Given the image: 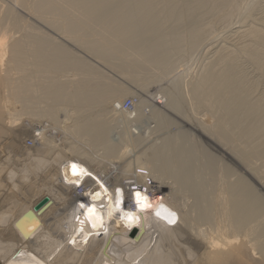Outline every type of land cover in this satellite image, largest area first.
<instances>
[{"label": "bare ground", "instance_id": "bare-ground-1", "mask_svg": "<svg viewBox=\"0 0 264 264\" xmlns=\"http://www.w3.org/2000/svg\"><path fill=\"white\" fill-rule=\"evenodd\" d=\"M31 1L33 0H19V4H17L25 10V13L35 15L30 9ZM83 1L61 0V3L55 6L49 0H42L41 5L39 8L37 7L35 12L37 14H44L42 13L44 11L46 14L57 12L64 14L66 9L78 5L80 9H75L76 12L95 15V21L97 23L95 26L91 25L90 21L85 23L80 19L71 22L68 21L61 25L55 24L54 26L68 36L77 37L81 33H86L84 31H87V29L90 30L88 31L89 33L93 30L96 31L99 25L102 29L99 30L98 38L90 43H86L89 47L88 52L104 54L105 56L115 58V60H120L121 58L128 60L129 57L133 58L136 60L135 64L132 59L136 66L134 67L132 65L133 69L131 71H129L130 66L127 67V71L129 72L126 73L134 78L141 77L145 69H154L156 73L158 71L155 69H161L158 73L164 72V75L168 77L169 74L174 73L176 70L178 71L179 66L177 65L185 63L188 58L191 59V56L195 57L193 54L196 51L200 53L201 49H205L202 45L207 41L209 35L213 34L214 29L216 30L219 27L217 25L220 24L219 28H221V23H227L235 17L238 18L235 20L237 22L234 23L232 21L233 23L231 24L241 25H234L233 28L231 24H228L231 25V29H229L230 34H228L230 35V42L224 41L225 45L221 41L219 42L220 45L214 43L219 34L216 31V34L213 35L216 40L214 39L212 43L210 39L207 45L204 44V46H209L207 51L217 55L215 57L212 56L214 59H217L215 61L213 59V62H211L212 60L209 62L206 61L210 64L206 69L203 68L204 71L201 70L203 72L200 73L197 80L193 81V83L191 82V84L190 82L189 84H184L185 88L181 90V87H183V82L181 81L183 80H181V77L175 78L171 81L169 89L166 88L164 90L162 88V92L165 91L163 92L164 96L161 95V101L158 103L164 104L162 100H165V106L171 112H174L172 114L175 115L176 113L177 116L175 118L177 121L173 119L174 116L173 118L171 117L169 110L166 109L169 112H165L161 111L160 108L154 109L153 107V110L151 112L149 111L151 113L149 118L151 124H154V128L159 126L160 123L164 125L168 122L167 124L169 126L174 123L177 129L184 127L196 130L202 124H200L201 122L197 123L198 121L194 122L196 119L198 120L195 117V120L191 123L193 115L192 117L189 116L191 114L186 112L185 109L187 107L185 106L190 103L191 108L188 110L191 109L193 111H196V107L202 106L207 111H210L211 116L213 115L216 118V124L211 129L212 137H220L221 141H223L224 149L221 148L222 146L220 147L221 144H217V147L226 155L225 158L231 157L229 155L230 153L225 151L227 150L226 148L233 150L235 153L233 155H237L240 159L244 158L249 162L256 156L261 155L257 151L247 153L245 146H248L250 149L256 147L263 148L264 155V90H260L262 88L261 86H263L261 83L264 82V1L261 2L259 0L260 6L258 5V9L256 8V13L247 16L246 19L244 14L246 12L248 15V8L250 9L254 0L249 1L248 4L246 2L242 4L246 0H90L92 3L91 6L82 8L79 3ZM51 7L53 8L52 10L48 9ZM9 14L11 16L10 18H12L10 19L11 22L9 19H5L7 17L9 18L7 15L4 19L6 21L8 20L9 23L7 22L5 24L6 21L4 20L5 22L2 24L3 19H1L0 23V68L4 67L6 63L4 61L5 57L9 54L11 57L8 56L10 60L7 58L9 60V68L7 67L8 71L6 76L10 79L14 78L11 76L17 74L21 79V82H18L17 79L14 81L13 79L9 85V80L6 78L8 86L12 85L10 87L11 93H9L11 97L22 104L24 111L30 108L31 102L32 104L38 102L39 97H31V92H34L33 95L38 92L36 87L41 85L45 78L43 68L46 63L54 62V64H60L63 61H68L67 67L73 71H82L84 63L78 61L77 58L75 59L61 45L51 43L49 41L50 38L49 40L45 39L46 37L43 38L44 36L39 38L28 33L24 37L25 34L23 33V39L20 38L21 40L12 43L17 33L22 34L20 27L23 22L21 23L20 17L18 18L12 12ZM222 33L220 34L221 36ZM107 37L111 38V43L108 47L104 48L103 44ZM227 43L231 47H227ZM234 47L237 49H233ZM246 50H248L247 53ZM240 51H242L241 54L245 53L242 55L245 59L246 55H250V58L254 62L255 68L251 66L252 69L250 70L252 72L254 69V77H256L254 80H248L246 76L249 73L246 75L242 70H239L242 66L239 64L242 61L239 58L242 56L239 57L237 52L239 53ZM199 53H196V57L198 54L201 59L202 54L199 55ZM204 56L202 59L207 58H204ZM138 60L140 62L144 61L143 66L147 68L144 67L145 69L143 70V66L137 67ZM196 60L194 59V61ZM247 60L246 62L250 59ZM130 61L129 59L128 62L132 64V61ZM250 71L247 70L246 72ZM158 73L156 76H158ZM148 74L152 77L151 72ZM143 78L147 81L153 80L148 75ZM154 78L156 77L154 76ZM58 83H55L54 94L61 95V98L53 99L48 112L46 114H40V116H50L51 118H48L57 127L45 125L43 128L44 131L47 130L53 133L64 134L63 144L65 145L66 143L69 144L67 142V136L73 135L82 142H89L95 149L103 148L106 153H109L110 157L116 159L123 157L126 152L125 147H127L124 146L126 139L121 135L111 137L113 132L110 129V124L115 122V125L118 124L120 128H124V126L129 124L142 123V120L139 122L143 115L141 109L147 101L141 100L136 106V110L128 113V110L132 108V102L127 101L123 109L121 108V103H119L125 94L117 95L113 93L111 86H103L99 87V91H96L95 87L91 88V96L87 98L82 97L83 101H80L81 106H77V102L71 101L72 97H69L70 95H64L66 91H69L70 86L62 87L64 85L58 86ZM77 89H79L78 86ZM103 94L106 95L105 100H103L105 105L103 109L99 110V104L102 100L101 96H104ZM10 101L13 104V101ZM109 101H116L114 104L115 108L106 111V103ZM11 102L6 101V104L8 103L10 107ZM128 103H131L130 109H126ZM185 103L188 104L185 105ZM116 110L121 116L116 113ZM123 110L127 113H124ZM203 110L199 111L202 113ZM39 111L43 112L41 109ZM187 121L190 123H187ZM149 127H152V125ZM164 127L167 128V125ZM148 132L150 131L148 130ZM41 134L38 132L35 137ZM182 138H184V141H181ZM179 140V143H175L174 138L163 141L164 145L159 146L160 148H154L150 153H144L142 162L138 168L156 174L157 178L161 181L154 180L152 182L154 184L151 183L152 186L155 185L154 187L150 183V186L144 184V176L142 177L143 180L140 185H135L131 181L132 179L130 180L129 178L122 183L119 182V184L114 185L104 181L103 175L95 172L85 163L68 159L69 157L66 155L83 157V153L79 152L78 148L74 147V145L68 146L69 153H65L66 150L61 149L59 150L60 153L55 154V157L47 158L48 156H46V160L34 159L32 168L30 167L31 164H25V162L30 160L28 159L29 155L27 159H18L17 162L24 163L23 168L28 167V170H22L20 174L15 173L16 177L13 176V171H10L11 173L8 176L9 182L6 185L13 186L11 188L13 191H19L25 186L24 183H33V176L36 177V173L39 174V171L44 170L45 172L50 168L60 166L62 161H67H65L61 168L57 167V171L55 168L52 169L54 173L52 176L53 179L51 178L50 181H57V185L54 183L57 189H54L53 186L50 188L48 183L46 184L45 187L48 190V194L44 195L50 199L51 204L42 214L35 212V219L30 220L25 217V214L29 210L33 211L35 206L31 208L26 207L22 208L19 216L12 221L10 219V217H13L10 212L11 208L0 212V228H3L4 233L12 229L11 235L14 238V241L7 242L6 244H3L0 240V264H55L60 260L63 261L62 257L65 256L63 253L66 252V249L71 244L77 247L75 249V255L72 258H68L69 256H67L68 259H64L65 261L61 264H69L76 257H82V255L79 256L80 252L78 249L80 247H83L86 251L92 250L91 254H95L97 257V261L95 262L97 264H132L129 261L140 260L139 258L141 257L142 260L137 261L138 263L136 264H167L171 261V256L175 254L177 256L178 253L182 257L183 263L187 264L188 260L182 255L183 251L186 250L188 256L193 255L191 247L187 246L191 240L187 237V231H189V228H192L196 220H202L201 218L205 214H209L212 219L215 218L213 217V213L214 215L216 214L214 211L215 206L220 205L214 201L212 202V207H206L205 203L209 195L215 199V195L217 196L219 193L223 194L221 189L224 186L220 189L219 182H216L222 178L220 176L221 174L219 175L220 177L218 176V179L215 180V175H213L212 178L214 179L207 181L210 178L209 174H214V171H208V163H210V160L208 161L207 155L203 152L199 153L196 150L197 148L194 149L196 146L191 145L190 138L179 134L177 141ZM193 142L195 143V141ZM31 143L30 146L33 147V142ZM63 155L67 158L62 157ZM33 156L40 157L38 154ZM233 158V161H235V156ZM124 164H126V168L132 166L131 162L127 160L123 162ZM72 165L86 170L87 174L80 176L74 175ZM191 165L194 166L190 172L191 174L193 173L192 178L195 181H201L199 184V196L195 193L197 200H199L197 202L199 204L202 203V207L200 206L199 209L196 208L198 211L195 208L183 209V197L181 198L183 193L181 194L180 189L185 186L180 185L179 182L180 168ZM129 170L131 171V168ZM121 173H124V171ZM162 174L166 175L167 179L161 177L163 176ZM233 174H235V170ZM234 176L232 177L234 178ZM14 178L17 183L19 180L20 184L23 183L21 188L19 183L14 184ZM149 180L147 179L146 181ZM222 180L224 181L223 178ZM82 183L89 190H86L85 193L80 195L75 189L77 185H81ZM231 183L229 185L225 184L226 191L223 189V192L226 193L223 196L225 194L229 195L230 202H228V205L232 204L233 208L228 209L226 207L227 204L225 205L223 203L225 209H228L226 211L221 204V210L224 214L223 218L229 223V227L234 225L232 229L233 233L237 232L240 236L246 235L248 236L247 238H250L249 234H252L254 225L259 222L258 210L259 212H264V201L261 197L253 193V189L246 185L240 176L237 178V181L234 183L232 181ZM217 185L219 188L217 187L216 191H214L213 189ZM175 186L177 189H175ZM212 187L213 191L211 189L209 190ZM260 187L264 190V186L260 185ZM209 192L211 194H208ZM137 193L142 198L141 202H138ZM86 198L90 201V204L82 202L84 200L86 201ZM216 199L219 200L218 202L221 201L219 198ZM244 206L247 210L243 208ZM60 211H63V213L61 214ZM237 211L243 212L244 220L240 223L241 225L233 220L234 217L239 215L233 214ZM51 214H55V220H58H54L49 225L45 220ZM215 231L216 233L214 232L209 237L204 236L207 237L205 238V243L207 244L206 251L217 249L219 244L215 241V237L218 235L223 237L220 230L216 229ZM133 232H137L134 238L131 236ZM200 236H203V234L201 233ZM172 237L175 239V242L170 244L169 240L173 239ZM180 239H185V241L182 240L180 242ZM252 239L251 241H256L258 245L256 247L260 248V254L264 257V242L261 244V240L264 239V232L257 234ZM252 245L255 247V243H252ZM151 247L154 252L161 253L153 256L154 260L152 261L150 260L151 256L148 254ZM187 254L186 257H188ZM190 258L189 260H191Z\"/></svg>", "mask_w": 264, "mask_h": 264}, {"label": "rangeland", "instance_id": "rangeland-1", "mask_svg": "<svg viewBox=\"0 0 264 264\" xmlns=\"http://www.w3.org/2000/svg\"><path fill=\"white\" fill-rule=\"evenodd\" d=\"M49 1H51V4L55 5V6H57L61 3V0H49ZM249 1L251 2V0H248V2L246 0L242 4H245V2L248 4ZM260 1L263 2L264 0H260ZM41 2H42V0L31 1L30 9L35 14V15H33L32 13H27V12L25 13V10L22 9L18 5L19 0H0V23H1V19H3L2 24L6 21L5 19H9V20L12 19V18H10L11 16H9L10 15L9 13H11V12H12V14L16 15L18 18L20 17L19 19L21 20V23L23 22L21 24L22 26L20 27V30L22 29L21 30L22 34L17 33L16 34L17 36L12 41V43L15 41L21 40L20 38L23 39L26 35H28V33H29V35H34L35 37H39V38H42L44 36L43 38L46 37L45 39H47V40H49V38H50L49 41L51 43H53L55 45L58 44L59 46L61 45V47H63L71 55H73L75 57V59L77 58L78 61H82V63H84V66L82 68V71H73L72 69L67 67L68 61H63L60 64H57V63L54 64V62L46 63L44 68H43V72H44L43 74H44L45 78L43 79L42 84L36 87V90H38V92H37L38 94L36 93L33 95L34 92L33 91L31 92V97L32 96H33V98H35V96L39 97L38 102H36L35 104H32V102H31L30 108L28 110L23 111L22 104L10 96V93H11L10 87L12 85L8 86V83L6 80V78H7L6 73H7L8 68H9L8 67V62L10 60L9 57H11V56L8 54L5 57L4 61L7 64L5 63L4 67L0 68V171H2V172H0V212L11 208L10 212H11V216H13V217H10V219L13 221L19 216V213H20L22 208H26V207L31 208L32 206H35L38 202H40L45 197L46 194H48V190L45 187L47 183H48V186H50V188H52L51 186H53L54 189H57V186H56L57 181H55V182H53L54 180L50 181L51 178L53 179L52 176H53L54 170H52V169L55 168V170L57 171L58 170L57 167L61 168L63 166V164L65 163V161H67V160L62 161L60 163V166H55L53 168L48 169L47 170L48 172L47 171L44 172V170L39 171V174L36 173V175H37L36 177L33 176V180H32L33 183H31V182L30 183H24L25 186L22 188H21V185L23 183L20 184V182H19L20 180H19L18 183L20 184V188H21L19 191L11 190V188L13 186H8V185H6V183L9 182L8 176L11 173L10 171H13V176L16 177L15 173L20 174V171L28 170V167L25 169L23 168V166L26 163H28L29 165L31 164L30 167L32 168V165H34V162H33L34 159L46 160L47 158L55 157V154L57 155L58 153H60L59 150H61V149H65L66 150L65 153L66 152L69 153V150H68L69 145H74V147H77L78 151L83 153V155L81 154L83 157H80L77 155H75L76 157H73L72 155L71 156L66 155L69 157L68 159H73L76 162L81 161V162L85 163L86 165H88L89 168H91L95 172L103 175L104 181H106V182H110L111 184L114 185V184H119V182L122 183V182L128 180V178H129L130 180L132 179L131 181L134 182L135 185H140V183L143 180L142 177L144 176L145 177L144 178V184L149 185V183H150V185L152 186V184H154V183H152L154 180H157V181H161V180L159 178H157L156 174H152L151 172H149L147 170H141L140 168H138V166L142 162V158H143L144 153H146V152L150 153V151H152L154 148L155 149L160 148L159 146L164 145L163 141H166V140H169L172 138L175 139V143H179L180 140L177 141V136H179V134H182L183 136L190 138L191 145L192 146L194 145V147L196 146L195 148L194 147L193 148L194 149L197 148L196 150L199 153L200 152L205 153L207 155L208 161L210 160L209 161L210 163H208V169H209L208 171H210V172L214 171V174H209L210 178H208L207 181H212V179H214V178H212L213 175H215V180H216V179H218V176L221 174L220 176H222L224 181L222 180V178L221 179L219 178L220 180L216 181V182H219L218 185L220 186V189L223 186H224L223 189H225L226 188L225 184L226 185L232 184L231 183L232 181L234 183L235 181H237V178H239V176H240L244 180V183L253 189L252 190L253 193L256 194L257 196L261 197L262 200L264 201V190H262L260 187V185L264 186L263 148L256 147V148L250 149V148H248V146H245V150L247 153L257 151L258 153L261 154V155L256 156L255 158H253L251 160V162L247 161L244 158L240 159L237 155H233L235 153L230 148H226L227 150H225V151L230 153L229 154V155H231L230 158H233L235 156L236 160L233 161L234 158L230 159L228 156H227L228 158H225L226 155L223 152H221V150L217 147V144L218 145L221 144L220 147L222 146L221 148L224 149L223 148L224 144L222 143L223 141H221L220 137H217V138L212 137L211 129L216 124V118L213 115H212L213 116L212 117L210 111L209 110L207 111V109H205V107H202V106L196 107V111H193L191 109L188 110L189 108H191L190 107L191 105H189L190 103L189 104L185 103V105L188 104L189 106L184 105L185 107H187L185 109L186 112L191 114L189 116L192 117V115H193V119L191 120V123H192V121L195 120V118H198V120L196 119L194 122L198 121L197 123L201 122L200 124H202L201 126H199L200 128L198 127L196 130L187 129L184 127L177 129V127L174 126L175 125L174 123L171 124V126H169L167 124L168 122L164 125L160 123L159 126H157L158 128L157 127L154 128V124H151L150 118H149V115L151 116L150 112L153 110L152 107L154 109L160 108L161 111H165V112L170 111L169 108L165 106V104H166L165 100H162V101H164V104L158 103L161 101V97L164 96L163 92H165V91L162 92V88L164 90L166 88L169 89L171 81L174 80L175 78L181 77V80H183V81H181V82H183V87H181V90H183L185 88V85L189 84V82L191 84V82L193 83V81L197 80V78H199V76H200V73L204 71L203 68L206 69L208 67V65L210 64V63L208 64L207 62H209L211 60H212L211 62H213L214 58L212 56H214V57L217 56L216 54H214V53L211 54L212 52L207 51V49H209L208 48L209 46L208 47L206 46L207 43L210 41V39H211L212 43H213L214 39L216 40L215 36L213 37V35L216 34V31L219 34L217 33L218 37L216 35L217 40L214 41V43H216L217 45H220L219 42L221 41V43H223V45H225L224 41L230 42V39H229L230 35H228V34H230L229 29H231L230 26L232 25L231 23H233L232 21H234V23H235V22H237L235 20H237L238 18H236V17L233 18L234 20L233 19L230 20L231 22L230 21H228L227 23L224 22L227 25L224 23L223 24L221 23V28H219L220 24L217 25L219 27L218 28L216 27L217 28L216 30L214 29L215 33L213 32L212 35H209V37L211 36L210 38L208 37L209 40L207 39V41L205 43H203L202 46L205 47V49L204 50L201 49L200 53L196 51L193 54V55H195V57L191 56V59L188 58V60L185 61V63H183V64L181 63L180 65H177V66H179L178 71L176 70L172 74H169V75L167 74L168 77L166 75H164L165 74L164 72L160 73V74L158 73V72H160L161 69H155L158 71L157 72L158 76H156L157 73L154 71V69H151V70L145 69V68H147V67L143 66L144 65L143 63H145V62L144 61L140 62L138 60L137 61L138 66L137 67L143 66V70L145 69L147 71L144 70L143 73L141 74V77L134 78V77H131L130 75H128L126 73V72H129L133 69L132 65H134V63L136 64V62H135L136 60H134L133 58H130V57L128 58V60L130 59L131 61L133 59L134 63L132 61V64H131L128 62L127 59L121 58L120 60L119 59L115 60V58L105 56L104 54H97V53L88 52L89 47L87 46L86 43H90V42H92L98 38L99 30L102 29L99 25H98L99 28L96 31L93 30L94 31L93 32L91 30L92 32L89 33L88 31H90V30L87 29V31L86 30L84 31L86 33H81L77 37L68 36V35L64 34L59 28L54 26L55 24L61 25V24H65L68 21L71 22V21L76 20V19H80V20L84 21L85 23H88L90 21L91 25L95 26L97 24L95 21V15H86L84 13L76 12L75 9H80L78 7V5H75V6H72L68 9H66L64 14H61L58 12L46 14L45 11L42 12L44 14H37L35 11H36L37 7L39 8V6L41 5ZM91 4L92 3L90 2V0H84L83 2L79 3V5L82 8H88L91 6ZM247 4H246V6H247ZM258 5H259V0H258V3H257V0H254L252 5L250 6V9L248 8V15L246 14V12L244 14L245 19L247 16H250L253 13H256L258 7L260 6V5L259 6ZM43 6H45V5L43 4ZM254 7H255V10H254ZM48 9L52 10L53 8L51 7ZM252 11H254V12H252ZM7 15L9 16V18L7 17ZM4 17H7V18L4 19ZM7 22L9 23V21L7 20L5 24H7ZM10 22H11V20H10ZM228 24H231V25H228ZM224 25L226 28L224 27ZM234 25L235 24H233L231 27L234 28ZM236 25H241V24H236ZM10 27H11V25H10ZM220 30H222V31H220ZM221 33H222L223 37L220 35ZM224 33H225V35H223ZM22 35H24V37ZM219 36H221L222 38ZM225 36H226V38H225ZM218 39H220V40H218ZM222 39H223V41H222ZM110 43H111V38L110 37L105 38L103 47L104 48L108 47L110 45ZM204 44H206V45L204 46ZM226 46L231 47L230 45H228V43L226 44ZM203 47H201V48H203ZM235 48L236 47H234L233 49H235ZM187 50H188V46H187ZM247 51L248 50H246V53H247ZM241 52L242 51H240L239 53L237 52L239 57H241L242 55L245 54V53L241 54ZM196 53H199V55L202 54L201 59L197 54L199 61L196 57ZM206 54H207V56H206ZM203 56H204V58L205 57H207V58L202 59ZM235 56H236V54H235ZM7 58H9V60ZM194 59L195 60L197 59V60L194 61ZM215 59H217V58H215ZM215 59H214V61H215ZM247 59L248 60L250 59L252 61V59L250 58V55H246V59L244 56L239 58V60H242L239 62V64L242 65L243 67H246V68H243L241 66L239 70H242V72L246 75L249 73L248 76H246V77H248L247 78L248 80L249 79L254 80L256 78V77H254L255 76L254 69L252 72L250 71L252 69V67L255 68L254 62L252 61L253 62L252 63L250 60L248 61ZM190 60H192V61H190ZM246 60L248 62H246ZM202 61H204V63H202ZM184 64H186L187 67H186V65L184 66ZM205 64H207L206 67H205ZM181 65H183V66H181ZM135 66L136 65H134V67ZM127 67H129V71H127L128 70ZM182 67H184V68H182ZM140 69H142V68H140ZM201 70H203V71H201ZM235 70H236V68H235ZM247 70L250 72H246ZM147 72L148 73L151 72L152 77H150L149 76L150 74H148ZM143 74H145V75H143ZM161 74L163 75V77L165 76L164 77L165 79L163 77H161L162 76ZM147 75L149 78H153V80H151V81L145 80L143 77H145ZM159 75H161V76L159 77ZM154 76L156 78H154ZM11 77H14V78H10V79L7 78L9 80V85L11 84L10 81H13V79H14V81H16V79H17L18 82H21L19 75L14 74ZM56 82H59L58 86H61V85H64L62 87L70 86L69 91H66V93H64V95H67V96L70 95L69 97H72L71 101L77 102L76 103L77 106H81L80 101H83L82 97L87 98V97L91 96V92H92L91 88L95 87L96 88L95 90L99 91V87H103V86H106V87L111 86L113 89V93H115L117 95L125 94L124 98L121 99L119 101V103H121V108L123 109L124 105L127 101L132 102V108L130 110H128L129 111L128 113L135 111L136 106L139 104V102L141 100L147 101V103H145L142 106L141 111H142L143 115L141 116L140 121H139V122H141V120H142L145 123V120H146L145 124L143 122L142 123H134L131 125L130 124L126 125V126H124V128H120L119 127L120 125H118V124L115 125V122L113 124H110V129L113 132L111 137H113L114 135H121V136H124V138L126 139L124 146H127V147H125L126 152L124 153L123 157H121L119 159L110 157L109 153H106L103 148L95 149L89 142H85V141L82 142L79 138H76L73 135H71V136L65 135V136H67V142L69 143V144H67L65 142L66 143V145H65V144H63L64 143V134L62 135V134H59L57 132L53 133L52 131H47V130L44 131L43 128L45 127V125H47V126L51 125L53 127H57L53 121H50V118H51L50 116H48L50 118H48L47 115L40 116V114H42V113L46 114L48 112L49 108L51 107L50 104H52L51 101L53 99L61 98V95H58V94L55 95L54 94L55 93L54 87H55ZM261 84L263 86H261L262 88L260 87L261 88L260 90H264V82ZM77 86L79 87V89H77ZM188 86H190V85H188ZM7 91H8V95H7ZM107 93H108V91H107ZM5 94H6V96H5ZM101 97H102V100H101V103L99 104V110L104 108L105 102L103 100H105L106 95L101 96ZM10 100L13 101V104ZM6 101L11 102L10 107H9L8 103H7L8 105L6 104ZM115 103H116V101L107 102L106 103V111L115 108V105H114ZM5 105H6V107H4ZM39 105H40V107H39ZM162 105H163V107H162ZM203 108H204V110H203ZM39 109H41V111H43V112H40ZM166 109L169 111H167ZM197 110L198 111L203 110V112L201 113V111L198 112ZM25 111H27V112L25 113ZM189 111H192V112H189ZM117 112L118 111L116 110V113ZM123 112H124V110H123ZM172 112L170 111L171 117L173 118V116H174L173 119L176 120L175 117L177 115H176V113H175V115L172 114ZM124 113H127V112L125 111ZM199 113H201V114H199ZM204 113H205V115H204ZM119 116H121V115H119ZM159 117H158V119H159ZM147 122H148V125H147ZM187 123H190V122L187 121ZM169 124H170V122H169ZM41 125H43V126H41ZM150 125H152V127H149ZM166 125H167V128L164 127ZM38 126H40L39 127L40 129L38 128ZM168 126H169V129H168ZM171 127H173V128H171ZM148 130L150 132H148ZM151 130H152V132H151ZM38 132L42 133V134L40 136L35 137V135L38 134ZM207 134L209 136L211 135V137H209ZM192 137H193V140H192ZM181 141H184V138H182ZM193 141H195V143ZM31 142H33V147L30 146ZM214 143H216V144L214 145ZM62 144H63V146H62ZM36 154H38L40 157L33 156ZM28 155H29V157H28ZM46 156H48V157L46 158ZM66 156L63 155L62 157H64L66 159L67 158ZM27 157L30 160H28V162H25V164L21 163V162H17L18 159H27ZM228 159L230 160V162ZM48 160H50V159H48ZM120 160H122V161H120ZM125 160L131 162V165H132L130 167L131 171L129 170L130 168L125 167L126 164L123 165V162ZM259 160H261V161H259ZM237 161H239V162H237ZM235 162H236V164H235ZM110 164H112V165H110ZM46 167H48V166H46ZM193 167L194 166L191 165L188 167L185 166L183 168H180V174H179L180 180H179V182H180V185L185 186L184 188L181 187L182 189H180L181 194L183 193L181 195V198L183 197L182 201L184 202V203L182 202L184 204L183 209H185V208L186 209L187 208L194 209L195 208V210L198 211L197 209H199L200 206L202 205V203L199 204L198 203L199 200H197V195L199 196V192H200L199 184L201 183V181H199V180L195 181L192 178L193 173L191 174L190 172H191V169L193 170ZM198 168H200V167H198ZM128 170H129V172H128ZM234 170H235V174L237 173V175L233 174ZM123 171H124V173H121ZM108 174H109V176H108ZM228 174H229V176H227ZM157 175H160V174H157ZM230 175H232V176L235 175L234 176L235 179L232 176L230 177ZM117 176H118V178H117ZM188 176H190V177H188ZM161 177L167 179L166 175H163ZM228 177H229V179H227ZM147 179L148 180L150 179L151 181L150 180L146 181ZM166 182H168V180H166ZM18 183H17V181H15V178H14V184H18ZM54 183L56 185H54ZM218 185L214 189H213V187L209 188V190L211 189V191H213V190L216 191L217 187L219 188ZM154 186H152V187H154ZM175 189H177L176 186H175ZM223 189H221V192L224 194L226 192H223ZM263 189H264V187H263ZM224 191H226V189ZM208 194H211V192H209ZM223 194L219 193L218 194L219 197H218V195L217 196L215 195V199H214V197L212 198L209 195L208 196L209 198L207 199V201L205 203L206 207H210V206L212 207V204H213L212 202H214V201L217 202L216 204L220 205V206H215L214 211L216 214L214 215V213H213V217H215V218L212 219V217L209 214H207V215H209L210 219H212V221H210L209 217H207V215L205 214V216L201 218L202 220H198V221L196 220V222L193 224L192 228H189V231H187V237L189 239H191L190 243H188L186 241L188 243L187 246L191 247V252L193 254L192 256H194V257L188 256L187 251L186 250L183 251L182 255L185 257V259L187 258V260H188L187 264H264V257L261 256L262 254H260V248H257L258 245L256 244V241H251L252 237L254 239V237H256L257 234L264 232V212H259V210H258L257 214L259 216V218H258L259 222L254 225V229L252 230L253 235L249 234L250 238H247L248 236L243 235V234H242L243 236H240V234L237 232L233 233L232 229L234 228V225L229 227V223L226 222L223 218L224 214H223V211L221 209H222V207H224V204L228 205V202H230L229 195L225 194L223 196ZM216 198H219L221 201L224 198L225 199L222 202L221 201L218 202L219 200ZM77 204H79V203H77ZM221 204H222V207H221ZM227 205H226V207H228V209L233 208L232 204L228 205V206ZM243 208L245 210H247V208L245 206ZM224 210H226L225 207H224ZM60 213L62 214L63 211H60ZM208 213H210V212H208ZM233 214L234 215L239 214L237 217H234L233 220L237 221L238 224L241 225L240 223L244 220L243 219V212L237 211V212H234ZM55 216H56L55 214H51L50 216H48L46 218L45 222H47L50 225L51 223L54 222ZM56 220H58V219H56ZM230 224H231V222H230ZM0 229H1L0 230V240L2 241L3 244H6L7 242L14 241V238L11 235L12 229L7 231L6 233L3 232L4 231L3 228H0ZM216 229L220 230L223 237H220L219 235L217 237H215L216 238L215 241H217L219 244L217 249H212L211 251L210 250L206 251L207 244L205 243V238L209 237V235L214 234V232L216 233V231H215ZM200 231H202V232H200ZM201 233L203 234V236H200ZM204 236H207V237H204ZM174 240H175L174 238L170 239L169 240L170 244L174 243L175 242ZM182 240L183 239H180V242ZM183 241H185V239ZM263 242H264V239L261 240V244ZM252 243L253 244L255 243V247L252 245ZM76 248L77 247H75V245L71 244L66 249V252L63 253V255H65L64 257H62L63 261L60 260V261L56 262L55 264H61L65 260H67L68 258L74 257L75 252H76L75 251ZM84 250L85 249H83V247H80L78 249V251L80 252L79 256L82 255V257H76L75 260L70 262L69 264H80V263L81 264H97V263H95L97 261L96 260L97 257L95 254H91L92 250H87V251L86 250L84 251ZM148 254L151 256L150 260L152 261V260H154L153 256L161 254V253L160 252H154L152 250V247H151ZM186 254L189 258L191 257L190 259L192 261L189 260L188 257H186ZM145 255H147V254H145ZM67 256H69V257L67 258ZM60 257H61V255H60ZM164 258H167V257H164ZM171 258H172L171 261H169L167 264H170V263L171 264H173V263L174 264H184L182 257L179 255V253L177 256H176V254L171 256ZM139 259L142 260V257ZM140 260H136L133 262H134V264H136V263H138L137 261H140ZM133 262L129 261V263H132V264H133ZM127 263H128V260H127Z\"/></svg>", "mask_w": 264, "mask_h": 264}, {"label": "water", "instance_id": "water-1", "mask_svg": "<svg viewBox=\"0 0 264 264\" xmlns=\"http://www.w3.org/2000/svg\"><path fill=\"white\" fill-rule=\"evenodd\" d=\"M50 199L48 197L43 198L40 202H38L35 207L32 210H29L26 214L25 217L32 220L35 219V212H38L39 214H42L50 205ZM18 225V223H17ZM137 232H133L131 236L134 238L136 237Z\"/></svg>", "mask_w": 264, "mask_h": 264}, {"label": "built area", "instance_id": "built-area-1", "mask_svg": "<svg viewBox=\"0 0 264 264\" xmlns=\"http://www.w3.org/2000/svg\"><path fill=\"white\" fill-rule=\"evenodd\" d=\"M130 106H131V103H128L127 104V106H126V109H130ZM31 145H32V143H31ZM95 181H97L96 179H95ZM98 182V181H97ZM84 184L82 183L81 185H77L76 186V192H78L80 195L81 194H83V193H85L86 192V190H89V188H85V186H83ZM91 194V193H90ZM87 199V198H86ZM82 202H84L85 204H90V201L87 199L86 201L84 200V201H82ZM136 202V201H135Z\"/></svg>", "mask_w": 264, "mask_h": 264}, {"label": "snow or ice", "instance_id": "snow-or-ice-1", "mask_svg": "<svg viewBox=\"0 0 264 264\" xmlns=\"http://www.w3.org/2000/svg\"><path fill=\"white\" fill-rule=\"evenodd\" d=\"M72 171H73V174L76 175V176H80V175L87 174L86 173V170L80 169L76 165H72ZM137 198H138V202H141L142 198L140 197V194L139 193H137Z\"/></svg>", "mask_w": 264, "mask_h": 264}]
</instances>
